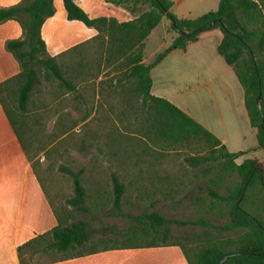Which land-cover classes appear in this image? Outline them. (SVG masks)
<instances>
[{
  "label": "trees",
  "instance_id": "trees-1",
  "mask_svg": "<svg viewBox=\"0 0 264 264\" xmlns=\"http://www.w3.org/2000/svg\"><path fill=\"white\" fill-rule=\"evenodd\" d=\"M61 1L67 20L79 21L87 28L97 31V35L55 57L49 56L41 37L43 24L55 14L54 0H23L10 8L0 9V25L15 21L23 31L21 39L6 43V50L19 62L21 72L0 84V101L29 160L32 162L25 136L31 131L27 115L30 107L36 104L33 102L34 96L41 93L37 87L45 83L53 89L62 90L63 94L73 95L82 104L86 101L90 103L91 108L85 110L77 122L84 123L81 140L84 147L89 146L87 141L96 136L90 127L95 120V117H90L93 115L96 90L102 94V86L108 84V91L112 93L118 90L121 102L127 104L136 117L133 102H140L141 112L136 118L137 124L134 122L137 129L131 135L135 137L140 134L144 143L151 148L150 151L181 148L199 150V153H207V157H191L186 162L193 167L202 161L208 162L206 174H203V184L198 186L200 190L204 189L203 194L193 200L198 217L187 221L168 219L156 212L122 214L120 204L126 186L116 174H111L112 211L109 215L132 221L134 228L131 230V237L145 236L152 239L145 244L122 247L177 245L188 264H264V164L254 160L236 164L235 159L240 154L228 153L214 136L186 114L168 101L150 94V71L170 51L184 50L201 33L219 29L223 37L218 53L233 69L244 90L250 124L256 130L258 148L264 150V0H220L215 11L195 19L177 18L171 11L172 3L169 0H105L124 7L131 14H138L137 18L127 23H118L105 17L91 19L74 0ZM163 18L169 22V28L175 33V37L167 49L154 55L149 64H144L145 40ZM210 24H213L211 28L208 27ZM94 42L96 50L86 51ZM101 66L103 71H107L103 75L104 79L96 84L95 81L102 72ZM112 72L118 74L109 77ZM88 86L92 91L91 101H88L90 98L84 99L82 94V90L88 89ZM257 97L260 110L255 102ZM37 103L42 107L45 105L41 101ZM106 134L110 143L119 142L121 145L127 139L122 137L118 140L113 130H108ZM121 164L122 167L125 166L124 161ZM32 168L45 190L35 172L34 163ZM60 169L72 179L73 185V196L66 200L65 205L92 220L94 212L102 209L109 199L99 196V190L95 191L97 197L88 196L87 189L81 183L83 169L78 172ZM169 179L158 187L165 189L161 193L171 201L174 195H178V186ZM139 180L142 182L136 184L133 181L129 185L138 187V192L141 193L146 187L142 184L145 179L139 177ZM151 180L152 176L147 179V188L160 191ZM47 199L53 206L48 195ZM88 200L91 206L87 205ZM54 214L57 219L55 228L18 248L20 264H36L35 256L48 253L61 255L49 263L95 253L94 250L74 253L96 231L90 228L88 220L71 222V213L62 217L55 209ZM172 226L198 227L201 233L194 236V242L191 240L188 244L168 243ZM158 237H161L160 243L156 242ZM223 259L225 260L222 262Z\"/></svg>",
  "mask_w": 264,
  "mask_h": 264
},
{
  "label": "crops",
  "instance_id": "crops-1",
  "mask_svg": "<svg viewBox=\"0 0 264 264\" xmlns=\"http://www.w3.org/2000/svg\"><path fill=\"white\" fill-rule=\"evenodd\" d=\"M23 0H0V9ZM171 11L179 19H195L217 9L220 0H169ZM89 18H112L127 23L138 17L124 7L105 0H74ZM55 14L41 28V37L49 56L55 57L92 40L97 31L79 21H69L61 0H54ZM23 31L15 21L0 25V84L17 76L21 67L6 50L10 40L21 39ZM175 33L163 18L145 40L144 64L170 45ZM219 29L201 33L184 50L170 51L151 71L150 94L164 99L204 128L230 154H240L236 164L254 160L264 164V150L258 148L256 130L245 107L244 90L233 69L218 53L222 41ZM91 43L86 51H95ZM83 51V49H81ZM95 81L102 80L103 71ZM118 73L112 72L109 77ZM112 206V205H110ZM121 208V204H120ZM124 214V213H122ZM111 220L115 218L109 217ZM57 226L53 206L39 184L23 143L0 101V260L2 264H20L18 248L36 236ZM128 228L103 224L101 233L127 238ZM131 237V236H130ZM113 241V240H109ZM47 264H188L180 246L140 248L111 246L95 253Z\"/></svg>",
  "mask_w": 264,
  "mask_h": 264
},
{
  "label": "rangeland",
  "instance_id": "rangeland-1",
  "mask_svg": "<svg viewBox=\"0 0 264 264\" xmlns=\"http://www.w3.org/2000/svg\"><path fill=\"white\" fill-rule=\"evenodd\" d=\"M108 87V84H104L102 94L96 90L94 96V110L90 119L95 117V120L90 127L96 136L93 140L87 141L89 146L83 147L81 143L84 123L77 124L84 111L91 108L89 102L82 104L80 100L74 99L73 95L63 94L62 90L53 89L51 85L42 83L37 87L41 95L34 96L33 102L36 104L30 107L27 115V124L31 131L25 136L31 151L32 163L55 211L62 217L68 212L71 213V222L88 220L90 228L96 230L90 235L88 242L74 253L81 254L111 246L140 245L152 240L145 236L130 237L134 223L127 218L109 215L112 211L111 174H116L120 182L126 186L121 212L128 215L156 212L168 219L195 220L198 217V210L193 207V200L201 196L204 190H200L198 186L203 184V174H206L208 162L202 161L193 167L186 160L191 157H207V153L183 148L150 151L151 148L144 143L140 134L135 137L131 135V132L135 133L137 129L136 118L141 112L140 102H133L136 117L128 105L121 102L119 91L116 89L117 91L111 93ZM88 89L82 90V94L84 99L90 98L88 101H91L92 91L89 86ZM38 101L44 102L45 105L43 107L37 105ZM108 130H113L117 139L122 137L127 139H124L121 145L119 142L110 143L107 141ZM123 161L124 167L121 164ZM60 168L72 172L83 169L81 183L87 189L88 196L97 197L95 191L99 190L101 193L99 196L109 199L102 209L94 212L92 220L65 205L66 200L73 196V185L72 179ZM150 176L153 177L151 182L157 185L156 188L161 189L160 191L147 188L149 186L147 179ZM139 177L145 179L142 184L146 186L144 191L140 190L141 193L138 192V187L129 185L133 181L136 184L142 182ZM168 178L178 186V195H174L171 201L162 195L165 189L158 187ZM220 193H223V190H220ZM87 205L91 206L89 200ZM109 217L115 219L111 220ZM110 223H114L117 229L132 226V229H126L130 234L127 238L108 239L111 236L101 233L100 228L103 224ZM200 233L201 229L198 227L172 226L168 243L188 244L191 240L194 242L196 240L194 236ZM156 242L160 243L161 237H158ZM60 257L61 255L56 253L38 255L35 256L34 263L47 264ZM2 261L4 260H0V264Z\"/></svg>",
  "mask_w": 264,
  "mask_h": 264
},
{
  "label": "water",
  "instance_id": "water-1",
  "mask_svg": "<svg viewBox=\"0 0 264 264\" xmlns=\"http://www.w3.org/2000/svg\"><path fill=\"white\" fill-rule=\"evenodd\" d=\"M212 25H213V24H210L208 27L211 28ZM255 102H256V105L258 106L259 110H260V107H259V97L256 98ZM224 260H225V259H223L222 262H223ZM222 262H221V263H222Z\"/></svg>",
  "mask_w": 264,
  "mask_h": 264
}]
</instances>
